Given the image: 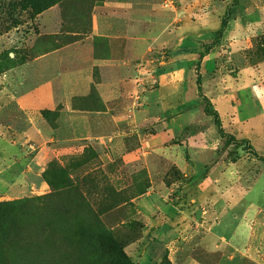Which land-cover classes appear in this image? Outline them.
I'll use <instances>...</instances> for the list:
<instances>
[{"label":"rangeland","instance_id":"374dc122","mask_svg":"<svg viewBox=\"0 0 264 264\" xmlns=\"http://www.w3.org/2000/svg\"><path fill=\"white\" fill-rule=\"evenodd\" d=\"M107 3L148 15L113 16ZM232 8L234 20L218 39ZM94 16L100 34L132 35L130 47L140 58L154 35L167 40L168 32L184 27V49L195 58L189 67L199 73L211 52H219L207 65L211 70L264 61V0H239L237 7L234 0H0V203H15L0 219V264H264V162L249 149L264 157V116L252 123L226 118L225 131L239 143L220 137L213 161L187 173L176 162L190 161L186 149L171 158L142 143L154 127L144 129L140 111L146 108L127 74L123 88L111 91L99 89L98 67L86 69L94 70L98 85L72 100L70 109L81 116L75 132L63 131L67 123L72 129L74 113H66L57 79L56 108L35 106V89L56 77L39 69L37 58L79 41L84 56L110 57ZM164 46L157 49L161 57ZM261 75L264 85V69ZM19 98L30 103L25 114L43 136L35 129L23 133ZM238 102V113L257 116L258 106ZM107 111L119 114L118 127L105 120ZM90 116L97 119L94 133L86 132ZM210 121L214 140L218 131ZM134 151L135 159L125 160Z\"/></svg>","mask_w":264,"mask_h":264},{"label":"crops","instance_id":"0c3cea01","mask_svg":"<svg viewBox=\"0 0 264 264\" xmlns=\"http://www.w3.org/2000/svg\"><path fill=\"white\" fill-rule=\"evenodd\" d=\"M104 8L108 11V14L113 16L122 15L124 12H132L130 16L141 19V16L148 15L146 11L135 10L122 3H107ZM238 24L237 22L234 23V27ZM172 27H174L173 23L168 25L167 29H172ZM93 29L97 32L98 37L106 38L108 41L110 47L108 60L98 61L93 56H84V53L80 51L82 41H79L60 48L52 54L43 55L35 61L39 69H51L53 74L56 75L53 80L35 89L33 94L36 96L35 106L39 109L46 108L48 110L56 108L57 102L53 95V84L54 80L57 79L58 83L61 84V89L65 91V111L67 114L74 113L70 116L69 121L72 129L69 130V124L67 123L68 128L63 130L68 132L67 134L75 132L74 129H76L81 118V116L75 115L79 111L70 109L72 100L75 97L86 95L92 89L93 84L98 85L94 79V70H92L91 75L86 70L90 67L92 69L98 67L101 70L102 81L98 85L99 89L119 90L125 84L126 74L131 77L133 85L142 96L141 105L146 108L140 111L142 115L141 122L145 126L144 129L154 127L152 131L149 130L148 134L143 135L144 142L142 143L152 151L165 153L166 156H171V158L177 156L178 150H180L181 155L183 149H186L190 161L181 158L176 162L187 173H194L200 170V167L211 163L217 155L221 139L215 125L219 138L214 133V136L216 135L215 139L209 140L210 130L208 126L211 117L206 115L202 102L195 104L200 98L198 80H201L203 94L211 100L213 106L219 112L222 124L226 118L232 121L252 123L264 116V108L260 105L261 100H264L262 96L264 85L260 83L263 79L261 70L264 69V61L241 67L235 66L229 72H225V69L222 68L211 70L207 65L219 55V52H211V54L204 56L202 60L203 67L207 69H200L199 73V69H190L189 67L195 58H190L184 49L187 40L186 28L184 27L180 29L175 27L173 31L168 32L169 38L167 40L162 35H154V43L149 45V52L145 51V54L148 55L143 56V58H140L139 54H134L135 48H133V45L130 47L131 42L134 41L132 35L128 37L119 33L100 34L97 16H94ZM235 32L236 29L231 30L229 34L236 36ZM143 41L149 42V39L144 37ZM232 42L231 46H235L237 43ZM162 44H165L164 49L167 50L166 55L163 57L160 56L157 50L158 46ZM74 51H76V54L73 53ZM232 52L236 53V51ZM232 72H236V74L232 75ZM110 77H113V79L110 80ZM190 90L193 93L189 94ZM195 90H197V93L194 94ZM261 96L262 98H260ZM103 98L108 104V98L105 94ZM237 99L246 107L258 106L257 116H248L240 110L238 113L239 102ZM17 105V114L21 118H25L21 124L23 133L35 129L38 134L41 133L43 136L45 134L43 130L38 124L29 122V117L25 114L30 103L25 101L24 98H19ZM198 108L200 110L196 111ZM102 115L106 116L105 120L111 118L115 122L120 117L118 113L115 117L111 111H107ZM86 122H88L86 132L94 133L97 125L92 123H96L97 119L87 117ZM116 126L118 127V122ZM115 133L114 136L120 137L122 131L116 130ZM138 152L128 153L125 160L135 159Z\"/></svg>","mask_w":264,"mask_h":264},{"label":"trees","instance_id":"16d2710c","mask_svg":"<svg viewBox=\"0 0 264 264\" xmlns=\"http://www.w3.org/2000/svg\"><path fill=\"white\" fill-rule=\"evenodd\" d=\"M239 3V0H234V7H237ZM234 14H235V9H227L226 13L224 14L223 18H222V22H221V27L220 29L215 33L217 35L218 39H222L224 36V33L230 23L231 20H234ZM198 93L200 98L203 101V105L205 107V113L208 117L213 118L214 123L216 125V127L218 128L220 137L222 139H227L229 142L232 143H239V141L236 140V138L233 135L228 134L222 124V120L220 117L219 112L215 109V107L213 106L211 100L205 96L202 92V88H201V80H198ZM241 143L243 142H247V141H240ZM251 150V154L258 157V159L262 162H264V157H261L260 155L257 154V152L255 151V149L253 147L249 148ZM15 205V203H0V219L3 217H6L8 211L10 210V207Z\"/></svg>","mask_w":264,"mask_h":264}]
</instances>
